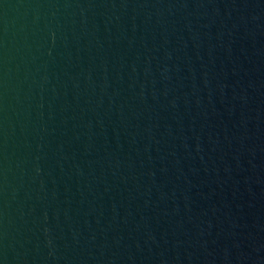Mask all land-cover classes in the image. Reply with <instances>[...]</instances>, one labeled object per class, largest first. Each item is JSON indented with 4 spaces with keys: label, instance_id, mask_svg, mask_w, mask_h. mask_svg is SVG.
<instances>
[{
    "label": "water",
    "instance_id": "water-1",
    "mask_svg": "<svg viewBox=\"0 0 264 264\" xmlns=\"http://www.w3.org/2000/svg\"><path fill=\"white\" fill-rule=\"evenodd\" d=\"M0 264H264V0H0Z\"/></svg>",
    "mask_w": 264,
    "mask_h": 264
}]
</instances>
